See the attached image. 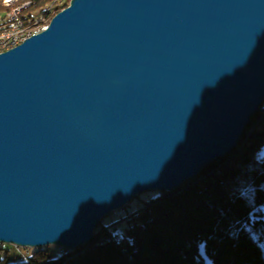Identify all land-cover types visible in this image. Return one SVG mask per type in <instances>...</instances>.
Returning a JSON list of instances; mask_svg holds the SVG:
<instances>
[{"label":"water","instance_id":"water-1","mask_svg":"<svg viewBox=\"0 0 264 264\" xmlns=\"http://www.w3.org/2000/svg\"><path fill=\"white\" fill-rule=\"evenodd\" d=\"M263 100L264 0H70L0 53V244H88L226 156Z\"/></svg>","mask_w":264,"mask_h":264},{"label":"trees","instance_id":"trees-1","mask_svg":"<svg viewBox=\"0 0 264 264\" xmlns=\"http://www.w3.org/2000/svg\"><path fill=\"white\" fill-rule=\"evenodd\" d=\"M69 1L16 6L28 2L25 16L36 8L49 22ZM10 10L0 0V25ZM240 141L177 190L154 192L134 213L124 208L121 222L100 221L88 244L72 252L33 249L22 264H264V102ZM8 253L0 247V264H15Z\"/></svg>","mask_w":264,"mask_h":264},{"label":"rangeland","instance_id":"rangeland-1","mask_svg":"<svg viewBox=\"0 0 264 264\" xmlns=\"http://www.w3.org/2000/svg\"><path fill=\"white\" fill-rule=\"evenodd\" d=\"M28 14L29 15L31 14V15H33V18H36L38 16V9L33 8V9H31L28 12ZM47 22H48V19L46 18V22L44 23V26H47V24L49 23V22L48 23ZM263 102H264V100L260 104H262ZM260 104H259V106H260ZM259 106L257 107V110H258ZM257 110H256L255 114L257 113ZM256 125H255V127H256ZM242 142L243 141H240V143L236 147H238V146L240 147V145L242 144ZM154 192L157 193V191H149V192H143V193H140V194L136 195L137 198H136V201L133 204H131L129 206L126 205L125 207H123L119 211H116V212H113V213L107 215L106 217H104L101 220L102 223L105 224V225H107L109 223H114V222L115 223L116 222L119 223V222H121L122 221L121 219H122V217L125 214V213H123V209L124 208H126L125 212H127V213H134V212H136L139 209V205L144 204L150 198H153L154 197V195H155ZM0 247H5V249L9 251V253H8V263H15V264H22L23 262H25V257L30 254L31 250H33L32 248H18V247H15L13 245H8V244H0ZM35 249H38V248H35ZM63 251H65V250H63Z\"/></svg>","mask_w":264,"mask_h":264},{"label":"bare ground","instance_id":"bare-ground-1","mask_svg":"<svg viewBox=\"0 0 264 264\" xmlns=\"http://www.w3.org/2000/svg\"><path fill=\"white\" fill-rule=\"evenodd\" d=\"M18 1L19 0L3 1L6 6L11 7V10L6 15V19L11 18V15H13V13L23 11L25 7H28L30 5V3L27 2L22 5L16 6ZM26 19H30V21L18 22V23H3L2 26H0V34L13 32V33H23V35H34L35 33L37 34L38 32L46 28V26H44V23L46 22L45 15H40L37 16L36 18L27 17ZM26 38L28 37H21V42ZM17 42H19L18 34L9 35V43H17ZM11 48H13V44H5L4 49H0V53L5 52Z\"/></svg>","mask_w":264,"mask_h":264},{"label":"built area","instance_id":"built-area-1","mask_svg":"<svg viewBox=\"0 0 264 264\" xmlns=\"http://www.w3.org/2000/svg\"><path fill=\"white\" fill-rule=\"evenodd\" d=\"M27 8V7H25ZM24 8V9H25ZM30 19H26L24 14V10L20 12H15L11 15V18L5 19L4 23H18V22H28ZM2 26V25H0ZM11 34H18L19 35V42L17 43H9V35ZM36 34V33H35ZM32 35H23V33H2L0 34V49H4L5 44H13V47L19 45L21 43V37H30Z\"/></svg>","mask_w":264,"mask_h":264}]
</instances>
